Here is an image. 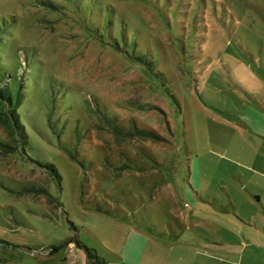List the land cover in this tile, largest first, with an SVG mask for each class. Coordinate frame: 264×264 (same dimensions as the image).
Wrapping results in <instances>:
<instances>
[{"label":"rangeland","instance_id":"obj_1","mask_svg":"<svg viewBox=\"0 0 264 264\" xmlns=\"http://www.w3.org/2000/svg\"><path fill=\"white\" fill-rule=\"evenodd\" d=\"M0 28V264L176 241L193 161L217 181L261 151L264 0H0Z\"/></svg>","mask_w":264,"mask_h":264},{"label":"crops","instance_id":"obj_2","mask_svg":"<svg viewBox=\"0 0 264 264\" xmlns=\"http://www.w3.org/2000/svg\"><path fill=\"white\" fill-rule=\"evenodd\" d=\"M249 113L246 127L262 139L261 151L249 145L253 157L249 165L233 164L234 171L223 167L226 177L217 181L215 173L205 169L203 175L201 164L193 161L189 184L197 198L189 193L193 209L184 217L181 237L153 243L142 228L131 226L123 242L113 238L105 246L112 258L99 257V251L89 246L70 244L69 249L85 246L100 258L95 263L84 253L88 263L73 260V264H264V115ZM213 187L219 194H210Z\"/></svg>","mask_w":264,"mask_h":264},{"label":"trees","instance_id":"obj_3","mask_svg":"<svg viewBox=\"0 0 264 264\" xmlns=\"http://www.w3.org/2000/svg\"><path fill=\"white\" fill-rule=\"evenodd\" d=\"M0 31H1V28H0ZM1 33V32H0ZM1 102L3 103H7L9 105V107H11V98H8L1 90H0V105H1ZM9 113L12 115L13 117V120H12V124H13V127H18L19 125V120L16 118L15 114L12 112L9 111ZM2 123L3 124H7L8 121L7 120H2ZM1 146H3L4 148H6V152H9L11 150H13L10 146L8 145H3V144H0ZM84 247V250H85V254L87 255V257L94 261L95 263L99 262L100 261V258L96 255V252L92 249H88L87 247L85 246H82Z\"/></svg>","mask_w":264,"mask_h":264}]
</instances>
